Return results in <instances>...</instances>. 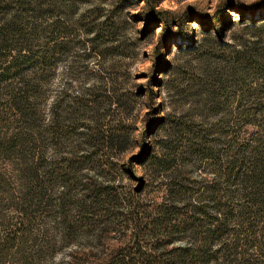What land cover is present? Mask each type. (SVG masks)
<instances>
[{"label":"rangeland","instance_id":"obj_1","mask_svg":"<svg viewBox=\"0 0 264 264\" xmlns=\"http://www.w3.org/2000/svg\"><path fill=\"white\" fill-rule=\"evenodd\" d=\"M2 1L21 26L1 59L22 66L0 83V264H107L140 229L147 252L197 246L199 232H177L164 248L158 227L159 238L147 235L170 205L203 229L226 226L199 264H264V176L252 180L264 170V109L252 107L261 75L241 57L264 52V0H240L245 18L224 11L212 32L185 23V43L171 50L157 48L147 0ZM225 1L155 0L177 17L211 16ZM165 143L166 162L136 159L143 149L162 156ZM231 147L244 163L228 183Z\"/></svg>","mask_w":264,"mask_h":264},{"label":"trees","instance_id":"obj_2","mask_svg":"<svg viewBox=\"0 0 264 264\" xmlns=\"http://www.w3.org/2000/svg\"><path fill=\"white\" fill-rule=\"evenodd\" d=\"M1 1L2 0H0V83H3L10 76L19 74L18 72L22 64L15 65L18 56L13 57L10 61L8 60V57H5V60L8 62L7 65H5V61H3L4 59H1L2 50L6 48V44L9 43V41H11L13 38H16V31L21 26L14 20H6L4 18L3 8L1 6L5 1ZM147 4L148 5L146 11L148 13V16L150 17L149 20L152 22V27H161L159 43L157 46L158 50H161L163 47H167L171 50L175 43H178L179 46H182L187 38V35L183 29L185 23L189 24L197 19L205 32H212L217 20L223 17L224 11L227 12L229 10H236L241 13V18H245L244 13L250 10L249 6L242 3L240 0H227L222 4V11H219L217 14L205 16L201 13L195 12L191 15L187 13L186 16L183 15L181 17H177L170 11L156 9L157 5L155 0H147ZM121 8H123V6ZM253 10H255V8ZM230 22L231 20L229 19V23ZM224 24L226 23L224 22ZM223 29V27L218 28L217 33L221 34ZM191 32L193 34H196L197 30L195 28H191ZM94 33V37L96 39L99 38V35H101L100 30H94ZM44 56L46 55L43 54L38 57L40 63L44 62ZM241 57L245 61L244 64L246 68H250L251 66H253L251 69L254 70L255 68V70H257V72L261 75L260 81H258V83H256V86L253 87V97L255 99L252 103V107L264 109V52L257 54H246L242 55ZM24 102L25 101L21 99V103ZM20 110L22 111L23 116L25 118L26 115L24 110ZM154 123L155 121L151 119L149 124L147 125L146 131L153 130ZM191 140L192 139L189 140V143L187 145L189 152L194 150L195 145L197 146V144L193 143ZM2 145L4 144H1V146ZM163 148L164 154H162V156H159L157 155V153L154 152L150 154L147 152L146 149H143L141 154L138 155L136 159L140 160L141 162H146L150 160L151 162H157L158 164L163 160V162H166L167 160L163 158H171L173 152H171L170 144L168 143L163 144ZM230 150V153L227 157L228 161L225 170L226 178L228 181H230L228 183H232L235 180V177L239 176V166L241 167V164L244 163V153L242 150L233 149V147H231ZM254 172V177H251L253 182H262L261 179L264 176L263 165H258V168H255ZM58 174L61 179H65V172L63 170H60ZM180 176H182L181 173L173 171L172 173H170L169 179L171 180V186L175 193L183 194L185 193L184 190L187 186L185 185V182ZM228 190L230 191L229 188ZM96 197L97 195L92 198L95 199ZM63 204L65 206V203ZM80 207H82L81 209L88 213L94 209L91 205L87 204H82ZM227 210L228 209H226V211ZM243 214L244 212L242 211V215ZM219 223H216L213 227L209 226L208 229H203L204 226L200 222L195 220L191 215H189V212L186 207L178 208L174 205L167 206L163 210H161L156 215V217L151 218L150 221L146 223L148 226L147 235L149 234L150 237L155 236V238H159L158 231H161L162 234H159V236L162 235L164 237V241L162 244L164 245L162 246L164 248L167 244H170L175 239L174 234L177 232H199L200 236L197 246L180 245L173 247L169 251H166L165 254L164 251H158V247L155 246L151 252H147L145 245L142 244L139 240V234H141L140 229V231L136 233L137 240L135 241V244L130 248L121 249L117 255H115L112 259H110V261H108L107 264H171L169 261L170 259L177 260L180 264H199L202 261L212 260L214 258V255L211 249V244L215 239H218L220 235H222L226 228V226H224L223 221ZM152 225H154V227ZM160 227L162 230H159ZM8 236H10V234ZM13 240H15V238Z\"/></svg>","mask_w":264,"mask_h":264}]
</instances>
